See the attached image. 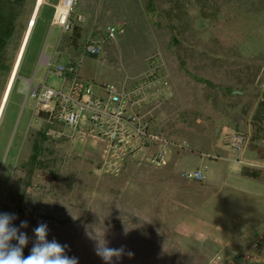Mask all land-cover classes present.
<instances>
[{
  "label": "rangeland",
  "instance_id": "obj_1",
  "mask_svg": "<svg viewBox=\"0 0 264 264\" xmlns=\"http://www.w3.org/2000/svg\"><path fill=\"white\" fill-rule=\"evenodd\" d=\"M35 1H15L4 65ZM58 2L42 3L26 53L37 58L44 51L64 64L81 58V76L117 83L127 109L169 140L171 152L155 166L147 159L152 144L117 174H98L103 140L85 129L51 137L48 129L62 125L36 108L31 187L21 186L18 211H5L17 215L14 226L28 221L23 254L30 253L33 229L45 222L47 239L67 244L66 254L79 264H104L94 251L97 239L134 254L112 264H244L249 236L237 224L264 217V0H77L69 29L51 22ZM109 24L117 28L114 38L107 37ZM85 42L98 43L99 53H83ZM44 78L41 66L35 80ZM46 81L63 86L54 73ZM233 130L246 135L243 156L253 165L236 161L223 143ZM195 168L203 178L183 176ZM206 196L216 214L200 209Z\"/></svg>",
  "mask_w": 264,
  "mask_h": 264
},
{
  "label": "built area",
  "instance_id": "obj_2",
  "mask_svg": "<svg viewBox=\"0 0 264 264\" xmlns=\"http://www.w3.org/2000/svg\"><path fill=\"white\" fill-rule=\"evenodd\" d=\"M65 0H59L55 6L52 24H60L65 29L72 28L69 13L77 0H71L67 8V16L58 22L59 5ZM81 19L82 15L77 14ZM108 38H114L117 28L109 24L106 28ZM101 47L96 42H85L83 53L97 54ZM51 72L63 77L61 87L49 84L46 80L38 81L29 88V95L35 101L39 111L48 113L52 121L62 125V129L50 127L48 135L54 138L67 135L73 136L82 129L91 135L99 137L105 143L101 161L97 167L98 174H117L124 163L134 156L143 158L149 147L156 148L147 157L155 166H162L169 160L171 142L152 130L147 121L127 109L123 91L115 82H96L86 80L81 76V58L76 62L54 63L50 58ZM223 143L235 150L234 159L242 164L253 165L243 156L247 137L240 131H229L222 136ZM183 176L189 179L203 178L201 168L183 171ZM264 245V227L257 234L251 246L245 251L243 258L253 260L261 252Z\"/></svg>",
  "mask_w": 264,
  "mask_h": 264
},
{
  "label": "flooded vegetation",
  "instance_id": "obj_3",
  "mask_svg": "<svg viewBox=\"0 0 264 264\" xmlns=\"http://www.w3.org/2000/svg\"><path fill=\"white\" fill-rule=\"evenodd\" d=\"M24 33L14 46L11 59L6 65L2 60L5 47L0 49V212H14L15 207L18 211L21 186L23 189L31 187L36 169V130L33 125L36 107L34 99L29 95V88L38 82L35 79L39 67L45 68L44 80H47L51 72V55L44 51L37 56L30 71H24L19 63L16 65ZM19 85L23 86L21 92L16 94ZM47 117L48 113H45L44 118ZM26 137L33 141H28L29 146L26 145L29 150L27 156L22 155Z\"/></svg>",
  "mask_w": 264,
  "mask_h": 264
},
{
  "label": "clouds",
  "instance_id": "obj_4",
  "mask_svg": "<svg viewBox=\"0 0 264 264\" xmlns=\"http://www.w3.org/2000/svg\"><path fill=\"white\" fill-rule=\"evenodd\" d=\"M16 219L18 217L14 213L0 212V264H79L77 257L66 254L67 244H61L55 238L47 239L49 228L45 222H39L33 229L35 239L30 253L24 256L23 250L29 244V237L21 229L28 227V221H20L17 227L13 225ZM94 251L104 264H112L114 258L119 260L124 255H134L131 251L125 252L124 246L108 247L103 239L102 242L97 239Z\"/></svg>",
  "mask_w": 264,
  "mask_h": 264
},
{
  "label": "crops",
  "instance_id": "obj_5",
  "mask_svg": "<svg viewBox=\"0 0 264 264\" xmlns=\"http://www.w3.org/2000/svg\"><path fill=\"white\" fill-rule=\"evenodd\" d=\"M41 6H42V4L40 5L36 14H34V16L36 18H38ZM32 12H33V10H32ZM31 32H32V30L29 33H31ZM28 39L25 42V46H23V44L21 43L22 46L20 45L19 50H18V55L16 58V60H17L16 65H17V63H19V66L26 72H28L32 69L33 64L35 63V58H36V54L32 55V52L26 53L27 47H28V42H29ZM51 57H52V55H51ZM240 170H241V173L245 174V177L252 178V175L249 173L250 169H246V171H244V172H242L243 170L241 168H240ZM250 172L255 173V171H250ZM221 178H223V174L221 175ZM207 201H208V198L206 196L204 198V200H202V204L200 206V209L202 208L203 211H206V213H208L210 215L216 214L217 211L215 209H213L212 204L207 202ZM220 202H222V199H220ZM219 207L223 208L224 206L219 205ZM250 217H252V218L250 220L249 219L245 220V222H243V219H242L241 225L237 224V226L239 228H242L243 231H241V232L243 233V235L246 234L249 236V240L246 241L247 247L251 246V244L254 241V239L256 238L257 234L264 227V217H258V216H250ZM221 225L224 226V224H221ZM225 225L227 226L228 224H225ZM240 259L242 260V262L244 264H264V245L261 247V252L259 254H257L253 260H246L245 258H243V259L240 258Z\"/></svg>",
  "mask_w": 264,
  "mask_h": 264
},
{
  "label": "trees",
  "instance_id": "obj_6",
  "mask_svg": "<svg viewBox=\"0 0 264 264\" xmlns=\"http://www.w3.org/2000/svg\"><path fill=\"white\" fill-rule=\"evenodd\" d=\"M16 0H0V49L5 47L8 39L12 36L14 30V20L16 11L14 4ZM42 112V111H41ZM46 113V112H42ZM253 177L255 173H251ZM27 256V254H24Z\"/></svg>",
  "mask_w": 264,
  "mask_h": 264
},
{
  "label": "bare ground",
  "instance_id": "obj_7",
  "mask_svg": "<svg viewBox=\"0 0 264 264\" xmlns=\"http://www.w3.org/2000/svg\"><path fill=\"white\" fill-rule=\"evenodd\" d=\"M71 0H65L64 3L60 4L59 5V12H58V22H62L63 20H65L66 16H67V8L68 6L71 4L70 3ZM44 2V0H36L35 1V4H34V7H33V12L28 20V24H27V27L25 29V33H24V36H23V39H22V44L23 46H25V42L27 41V39L29 38V35H30V31L32 30L35 22H36V17L34 16L35 12H36V7L38 6V9L40 7V5ZM37 9V11H38ZM21 44V46H22ZM0 114H1V111H0Z\"/></svg>",
  "mask_w": 264,
  "mask_h": 264
},
{
  "label": "water",
  "instance_id": "obj_8",
  "mask_svg": "<svg viewBox=\"0 0 264 264\" xmlns=\"http://www.w3.org/2000/svg\"><path fill=\"white\" fill-rule=\"evenodd\" d=\"M37 9H38V6L36 7V12H37ZM36 12H35V14H36Z\"/></svg>",
  "mask_w": 264,
  "mask_h": 264
}]
</instances>
